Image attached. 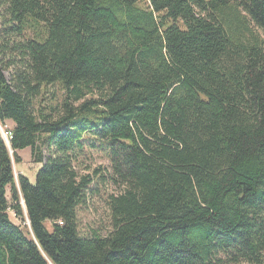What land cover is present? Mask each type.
Segmentation results:
<instances>
[{
	"label": "trees",
	"instance_id": "16d2710c",
	"mask_svg": "<svg viewBox=\"0 0 264 264\" xmlns=\"http://www.w3.org/2000/svg\"><path fill=\"white\" fill-rule=\"evenodd\" d=\"M6 121L0 264H264V0H0ZM95 149L121 191L84 237Z\"/></svg>",
	"mask_w": 264,
	"mask_h": 264
},
{
	"label": "rangeland",
	"instance_id": "374dc122",
	"mask_svg": "<svg viewBox=\"0 0 264 264\" xmlns=\"http://www.w3.org/2000/svg\"><path fill=\"white\" fill-rule=\"evenodd\" d=\"M5 76L9 79L8 72L5 73ZM45 96V101L41 106L49 108L50 105L56 103L61 104L65 94L59 86H55L50 88L49 93ZM46 111L49 112V109ZM14 128L15 125L11 121H6L4 125L0 123V132L9 148L8 133ZM10 153L13 157L11 148ZM17 154L21 161L17 164L13 158V168L16 178L18 179L19 176H24L34 184L36 175L42 169L43 164L36 163L32 151L29 148L18 151ZM75 166L81 175H89L93 180L90 186L91 192L87 196L86 203L77 211L79 232L84 237H93L95 235L107 236L111 231L110 211L107 201L110 195L118 194L121 191L120 188L109 180V176L113 174L109 154L102 149L86 150L84 154L78 157ZM97 172H100V174ZM103 176L104 179H101ZM7 197L11 203L12 197L10 189H8ZM9 216L13 224L25 231L26 225H28L27 222H23L21 219L15 217L12 212L9 213ZM46 225L48 228H51V223L47 222Z\"/></svg>",
	"mask_w": 264,
	"mask_h": 264
},
{
	"label": "water",
	"instance_id": "95a60500",
	"mask_svg": "<svg viewBox=\"0 0 264 264\" xmlns=\"http://www.w3.org/2000/svg\"><path fill=\"white\" fill-rule=\"evenodd\" d=\"M13 153V152H12Z\"/></svg>",
	"mask_w": 264,
	"mask_h": 264
}]
</instances>
